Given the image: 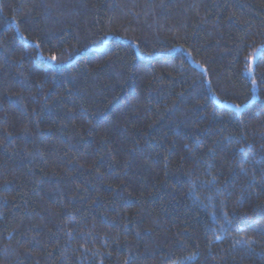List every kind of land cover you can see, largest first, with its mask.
<instances>
[{
    "label": "trees",
    "instance_id": "trees-1",
    "mask_svg": "<svg viewBox=\"0 0 264 264\" xmlns=\"http://www.w3.org/2000/svg\"><path fill=\"white\" fill-rule=\"evenodd\" d=\"M0 264H264V0H0Z\"/></svg>",
    "mask_w": 264,
    "mask_h": 264
},
{
    "label": "snow or ice",
    "instance_id": "snow-or-ice-1",
    "mask_svg": "<svg viewBox=\"0 0 264 264\" xmlns=\"http://www.w3.org/2000/svg\"><path fill=\"white\" fill-rule=\"evenodd\" d=\"M53 60H55L56 58L55 57H52Z\"/></svg>",
    "mask_w": 264,
    "mask_h": 264
}]
</instances>
